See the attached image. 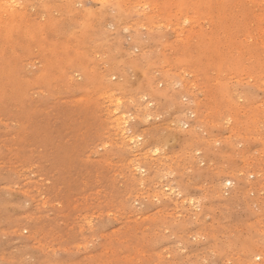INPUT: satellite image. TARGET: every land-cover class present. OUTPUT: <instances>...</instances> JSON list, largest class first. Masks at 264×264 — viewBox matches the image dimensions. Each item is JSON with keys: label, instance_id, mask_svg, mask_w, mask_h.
I'll return each instance as SVG.
<instances>
[{"label": "rangeland", "instance_id": "rangeland-1", "mask_svg": "<svg viewBox=\"0 0 264 264\" xmlns=\"http://www.w3.org/2000/svg\"><path fill=\"white\" fill-rule=\"evenodd\" d=\"M0 264H264V0H0Z\"/></svg>", "mask_w": 264, "mask_h": 264}, {"label": "bare ground", "instance_id": "bare-ground-1", "mask_svg": "<svg viewBox=\"0 0 264 264\" xmlns=\"http://www.w3.org/2000/svg\"><path fill=\"white\" fill-rule=\"evenodd\" d=\"M102 1V0H101ZM191 16V15H190ZM146 122V121H145ZM148 125V124H147ZM139 127V126H138ZM161 141V140H160ZM136 155H138V154H136ZM183 175V174H182ZM181 179V178H180ZM5 223V222H4ZM206 227V226H205Z\"/></svg>", "mask_w": 264, "mask_h": 264}]
</instances>
